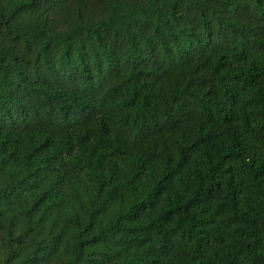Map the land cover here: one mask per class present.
I'll use <instances>...</instances> for the list:
<instances>
[{"label":"trees","instance_id":"obj_1","mask_svg":"<svg viewBox=\"0 0 264 264\" xmlns=\"http://www.w3.org/2000/svg\"><path fill=\"white\" fill-rule=\"evenodd\" d=\"M0 264H264V0H0Z\"/></svg>","mask_w":264,"mask_h":264}]
</instances>
